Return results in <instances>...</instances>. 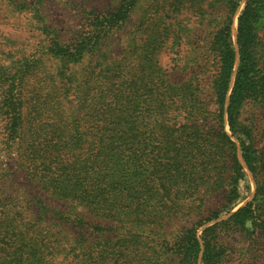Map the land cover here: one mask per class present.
<instances>
[{"label":"trees","instance_id":"1","mask_svg":"<svg viewBox=\"0 0 264 264\" xmlns=\"http://www.w3.org/2000/svg\"><path fill=\"white\" fill-rule=\"evenodd\" d=\"M8 1L18 12L33 13L42 21L34 5ZM146 1L145 43L137 44L138 23L130 31V44L115 57L111 40L129 25L140 0H119L112 11L88 13L86 27L68 43H61L54 30L41 24L39 29L48 39L42 56L15 58L0 48L8 61L0 65V154L14 155L16 160L26 156L28 179L50 197L71 205L67 214L52 208L41 196L16 188L6 169L1 171L0 264H43L59 237V232H52L58 226L76 231L68 249L75 264L93 260L94 255L103 259L102 241H109L103 234L111 231L117 248L105 259L110 264H129L132 240L127 231L142 223L139 217L160 213L165 217L178 211L188 219L187 202L202 188L205 195L220 193L224 204L207 219L182 229L175 246L165 249L176 255L178 264H220L226 252L223 240L233 234L248 238L259 230L264 238V184L258 182L250 203L197 236L198 228L229 213L240 200L239 184L246 172L238 152L255 179L264 171L252 131L241 122L249 100L264 106V0H196L198 11L207 14L212 26L206 51L214 70L210 86L214 132H205L197 124L201 117L194 116L205 112L199 101L203 92L199 74L192 73L181 87L172 86L157 63L159 49L174 26L172 15L184 9V0H162L164 19L152 12L156 0ZM240 8L235 70L232 26ZM45 53L58 66L54 74L45 71L41 77ZM80 64L87 76L84 69L73 71ZM47 81L50 87L45 86ZM71 92L75 106L69 111L63 101ZM184 93L193 100L177 101ZM79 112L91 126L82 127ZM224 116L231 136L224 131ZM7 182L12 184L6 186ZM72 206L98 220H109L113 227L86 222L72 212ZM149 249L142 255L145 264H158L153 248Z\"/></svg>","mask_w":264,"mask_h":264},{"label":"rangeland","instance_id":"2","mask_svg":"<svg viewBox=\"0 0 264 264\" xmlns=\"http://www.w3.org/2000/svg\"><path fill=\"white\" fill-rule=\"evenodd\" d=\"M13 1H23L26 4L34 5L41 18L38 20H42L37 21V19L32 16L33 13L18 12L14 8L12 2L8 0H0V48L4 52H10L15 58L20 57L21 54H36V56H42L44 46L48 45V39L39 29L41 24H45L49 26L51 30H54L58 34V40L61 43H68L75 36V33L81 32L86 27L88 13L112 11L117 8L119 4V0ZM146 6L147 1L140 0L137 10L132 14V19L129 25L126 29H123L114 35L111 40V46L113 47L112 53L111 49H109L112 57H115L118 52L121 53L126 46L130 44L132 38L130 31L136 29L138 23L140 24L137 27L139 33H136L135 35L137 44L142 45L145 43V31L148 29L144 24V22H146L145 19L148 18L145 15V13H148L145 12ZM161 6L162 0H156L152 12L156 10L158 15L156 14L155 17H163L164 19V13L162 12L165 8H161ZM182 7H184V9L181 12L172 15L174 18L170 16V18H172L170 23L174 26L170 31V35L164 44V47L161 46V49H159L157 54L158 67L160 68L161 73L165 74L166 79L168 80L167 83L177 87H181L185 83L187 84V81L193 75L192 73L195 72L199 74L198 81L203 90L199 96V101L205 104V107H203L205 108V112L195 113L194 116L201 117V120L197 122V124L203 128L205 132H214L216 121L215 116L213 115L214 106L210 89L214 70L212 68L211 58L208 57L206 51L211 36L212 26L209 24V17L207 14H201L198 11L199 7L196 0H184ZM240 10L241 8L237 11L232 26L233 41L236 36V17ZM209 13L210 12H208V14ZM161 23H157V25L161 27ZM49 56V54L46 55L45 53V56L43 54L42 58L45 59L47 57V59L45 60V69L38 74L41 77H44L42 75L45 74V71H48L51 75L56 72L58 64L51 62ZM97 57L99 62L102 59L101 53L98 54ZM3 58L4 56L0 54V65H7L8 61L3 60ZM237 65L238 62L236 60L235 70ZM40 68L41 66L39 67V70L43 69V67ZM83 69L84 64L73 66V71L76 70L77 73ZM84 76H87V71L85 69ZM31 82L37 86V81L31 80ZM45 86L50 87L51 84L47 81L45 82ZM74 95L75 93L71 92L66 100L63 101L64 108H67L69 111H72V108L75 106L73 101ZM167 98L166 95L163 99L167 100ZM165 100L163 102H169ZM179 100L186 103L193 100V98L190 94L184 93L182 98L177 99V101ZM67 113L68 112L65 111L64 117H66ZM77 116L81 118L83 128L92 125L90 120L86 119L84 112H79V115L77 114ZM183 116H185V114ZM224 121V131L228 136H231L226 122V116H224ZM241 122L252 131L254 144L261 153V160L264 162V106H258L254 100H249L246 106L242 109ZM185 123L186 122L184 121V124ZM186 124L190 126L189 122ZM231 139L237 144V141L234 138L231 137ZM25 157L26 156H20V158L16 160V156L14 155L9 156L8 158L3 154H0V172L6 169V173L10 174L14 179L16 188L19 186L22 189V192L41 196L50 207L57 208L65 214L71 211L70 204L60 202L50 197L28 179L26 170L27 166H29V162H26ZM237 157L246 172L245 180L239 184L240 200L229 213L198 228V238H200L204 228L228 219L235 211L250 203L256 194V182L261 185L264 184V171H262L257 179H255L245 167L240 158L239 152ZM11 184L12 182H7L6 186ZM204 193L205 189L202 188L198 193H195L189 198L187 204H190L191 208L184 211L186 214L188 212L190 213L188 219L186 218L187 216L182 218L181 213L178 211L176 213H174V211L170 212L165 217L162 216V213L152 215L151 217L147 216V218H142V216L139 217L140 222L142 223L138 224L136 228L127 231L128 239L132 240V243H129L128 263L145 264L142 255L149 253V248L151 247L154 250V260L158 264H160V261H163V264H178L176 255L172 251H165V249H170L175 246L177 236L182 229L190 228L193 224L196 225L198 222L207 219L218 210H222L224 202L223 196L220 193H208V195H205ZM19 197L22 196L19 195ZM72 207L74 208L72 212L82 215L84 220L88 223L99 224L105 228L113 227L107 219L98 220L91 216L85 209L75 206ZM184 208H186V206H184ZM43 227L45 228V223L43 224ZM71 228L72 227L70 226H58L52 230L53 233L55 231L59 232V237L52 245L53 252L51 255L44 258L42 262L43 264H75L77 261L75 259L73 260L75 256L73 257L72 254H68V249L72 244L73 234L76 232ZM256 232V236H249L248 238L239 234H233L232 236L225 238L223 244L225 245L226 252L220 264H264V238L261 237V232L259 230H256ZM112 233L113 232L111 231L103 234L109 239V241H102L103 246L106 245L103 259L101 256L94 255L95 261H93L94 259H88L83 262V264H99L104 262V260H106L107 264L111 263L109 258L105 259V256L109 257V253L114 248H117L114 237L110 236ZM63 238H66L67 242L63 240ZM107 250H110L108 255H106ZM79 260H81L80 257Z\"/></svg>","mask_w":264,"mask_h":264},{"label":"water","instance_id":"3","mask_svg":"<svg viewBox=\"0 0 264 264\" xmlns=\"http://www.w3.org/2000/svg\"><path fill=\"white\" fill-rule=\"evenodd\" d=\"M234 44L236 46V60L238 62V49H237V45H236V36H235V40H234ZM235 75V74H234Z\"/></svg>","mask_w":264,"mask_h":264}]
</instances>
